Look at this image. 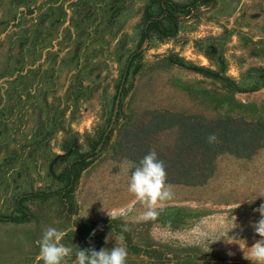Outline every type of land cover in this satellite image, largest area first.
Returning <instances> with one entry per match:
<instances>
[{
  "label": "rangeland",
  "instance_id": "rangeland-1",
  "mask_svg": "<svg viewBox=\"0 0 264 264\" xmlns=\"http://www.w3.org/2000/svg\"><path fill=\"white\" fill-rule=\"evenodd\" d=\"M155 1L0 0V217L18 216L23 197L30 214L0 221V264H37L46 227L67 232V264L121 234L126 264H254L243 244L211 241L232 215L229 237L261 239L250 222L264 203V146L218 154L200 185L166 182L173 198L155 219L128 183L151 150L172 157L170 118L264 123V0H205L177 16L173 36L142 38ZM70 162L68 194L25 198L61 189Z\"/></svg>",
  "mask_w": 264,
  "mask_h": 264
},
{
  "label": "trees",
  "instance_id": "trees-1",
  "mask_svg": "<svg viewBox=\"0 0 264 264\" xmlns=\"http://www.w3.org/2000/svg\"><path fill=\"white\" fill-rule=\"evenodd\" d=\"M205 0H195L189 5H180L169 0H156L157 13L151 15L145 11L142 18L141 36L149 35L171 37L177 28V16L190 6L201 4ZM132 53L127 60L129 64L135 58ZM169 126H178V144L171 158L164 160L166 182L186 186L200 185L209 177L213 169V160L220 153H227L239 158H248L252 153L264 146V123H250L239 119H219L204 121L198 116H175L167 120ZM216 134L217 143L209 145L206 138ZM86 153L78 155L80 160ZM79 162H70L64 167L60 177L64 181L61 189L45 193H34L29 197L65 196L72 189L74 174ZM24 198V197H23ZM23 198L18 199V216L0 217L1 220L14 223L24 222L29 218V212L23 205Z\"/></svg>",
  "mask_w": 264,
  "mask_h": 264
},
{
  "label": "clouds",
  "instance_id": "clouds-1",
  "mask_svg": "<svg viewBox=\"0 0 264 264\" xmlns=\"http://www.w3.org/2000/svg\"><path fill=\"white\" fill-rule=\"evenodd\" d=\"M217 142L216 134H210L206 138V143L209 145ZM128 191L146 206V210L142 214L144 220L155 219L158 216L155 207L158 202H165L173 198L171 187L166 184L164 163L157 158L155 150H151L140 160L138 165L134 166L129 178ZM257 198H264V194ZM239 207L240 205L237 208ZM254 212L259 213V220L250 222V227L261 239L256 241L251 248L246 246V241L228 236L230 231L239 227L237 217L234 215L230 218L231 228L221 231L211 243H216L224 238L229 244H239L241 250H243L241 246L243 244V247L248 249V257H244L245 259H251L254 264H264V203L254 209ZM122 231H126V229ZM66 235V231L58 230L55 227L44 228L41 238L36 242L39 247L36 257L37 264H40L41 261L43 264H67V258L71 257L73 248L61 242ZM123 240L122 234L115 237V246L111 250L102 248L96 251L94 248L80 249L77 247L78 250L75 252L72 264H126L127 249L123 246ZM105 243H108V239Z\"/></svg>",
  "mask_w": 264,
  "mask_h": 264
}]
</instances>
